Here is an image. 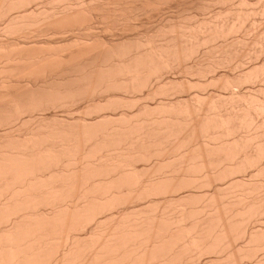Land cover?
Returning <instances> with one entry per match:
<instances>
[{"label":"bare ground","instance_id":"bare-ground-1","mask_svg":"<svg viewBox=\"0 0 264 264\" xmlns=\"http://www.w3.org/2000/svg\"><path fill=\"white\" fill-rule=\"evenodd\" d=\"M0 264H264V0H0Z\"/></svg>","mask_w":264,"mask_h":264}]
</instances>
